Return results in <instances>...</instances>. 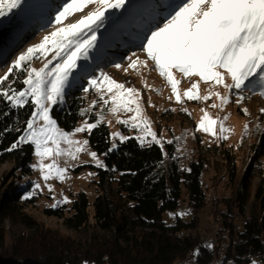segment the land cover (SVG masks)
Segmentation results:
<instances>
[{"label":"trees","instance_id":"16d2710c","mask_svg":"<svg viewBox=\"0 0 264 264\" xmlns=\"http://www.w3.org/2000/svg\"><path fill=\"white\" fill-rule=\"evenodd\" d=\"M5 29L0 26V43ZM102 65V60L91 65L64 105L54 110L63 129L73 130L85 117L96 119L90 114L81 117L79 111L94 93L83 92V87ZM31 111L27 105L10 109L0 98V164H12L11 177L0 180V264H179L191 258L195 264H252L254 258L264 264V178L255 163L243 171L228 198L208 203L200 156L192 157L185 167L176 155V140L164 145L166 153L159 145H141L135 138L110 151L106 122L88 134L90 146L103 155L106 165L97 169L92 181L96 191L92 210L83 192L76 194L70 206L43 209L46 216L62 219L67 228L85 232L88 238L73 240L27 215L26 208L38 207L37 196L25 199L28 189L19 180L32 173L34 149L27 144L11 152L6 149L22 134ZM256 176L260 182L254 189ZM182 204L186 218L178 213ZM207 207L213 224L210 240H205L207 231H199Z\"/></svg>","mask_w":264,"mask_h":264},{"label":"snow or ice","instance_id":"6c2138e0","mask_svg":"<svg viewBox=\"0 0 264 264\" xmlns=\"http://www.w3.org/2000/svg\"><path fill=\"white\" fill-rule=\"evenodd\" d=\"M22 3L23 0H0V17L21 8ZM125 3L126 0H63L54 17V30L44 36L39 44L21 53L0 77V98L8 102L9 108L19 110L27 105L32 109L22 134L6 151L31 145L37 158V163L32 167L38 169L46 182L51 179L62 182L67 178V166H60L58 158L66 156L77 160L78 154L86 150L89 141L75 139L76 135L91 134L103 120V113H100L95 122L85 120L80 126L68 131L59 126L54 118V110L64 105L66 96L75 86L79 78L76 70L80 68L87 74V65L78 62L89 59L95 47L96 32L106 19L105 14L111 13L113 9L124 8ZM89 5L95 6L93 11L75 23H64ZM164 9L151 14L140 25L141 31L136 39L144 58L132 52L127 58V67L116 63V69H122L125 73L131 69L137 74H141V69L145 68L155 70L171 88L172 96L169 99L175 97L177 103H183L185 98L199 102L215 96L219 105L212 104L213 108L223 109L230 102L240 106L247 98L244 95L245 89L256 94L257 88L259 95L264 97V0H167ZM50 53L51 59H47ZM40 58L46 60L43 66L39 69L32 67L31 62ZM176 73L182 74L183 78L199 79L181 93L178 87L181 80L176 78ZM21 76L24 77L22 88L16 86ZM12 77L16 79L12 80ZM201 82L210 85L209 95L198 94ZM144 87L150 88L146 82ZM218 87L226 89V93L216 91ZM90 89L96 92L102 107L110 105L107 111L114 115L121 111L133 113L130 119L118 118L117 122L136 130L138 135L135 139L141 145L148 143L163 149L164 141L152 131L151 122L144 115V100L140 89L117 82L102 70L98 76L92 75L88 79L83 92L87 93ZM97 102L93 101L92 104ZM147 103L151 105V97ZM240 110L245 115L249 114L245 107ZM202 111L204 115L195 130L216 137L219 126L218 138L227 139L225 134L231 131L225 126L228 116L214 119L207 111ZM91 112L92 106H89L81 109L79 115L85 117ZM261 113L264 114V109H261ZM116 138L120 142L129 139L122 133H114L113 139ZM181 139L183 137H178L176 141ZM173 142L167 141L168 144ZM89 155L97 167H106L96 152L92 151ZM46 160L51 162L45 163ZM47 186L52 191V185ZM39 188L40 185L36 183L33 192L24 198H29ZM60 203L70 201L63 197L62 201H57L52 207H58ZM85 264L88 262L85 261Z\"/></svg>","mask_w":264,"mask_h":264},{"label":"rangeland","instance_id":"374dc122","mask_svg":"<svg viewBox=\"0 0 264 264\" xmlns=\"http://www.w3.org/2000/svg\"><path fill=\"white\" fill-rule=\"evenodd\" d=\"M149 1L126 0L124 8L119 10L113 9L111 13H106L104 23L96 32L95 47L91 50L89 59L87 61H79L78 63L80 65H87L88 72L89 68L91 70V65H95L98 61L102 60V71L106 72L117 82L125 83L128 87L140 89L144 100V115L151 122L152 131H155L158 138L164 141V145L169 140L174 141L176 138L182 137L180 133L184 132L185 136L176 143L175 147L176 155L182 159L181 163L186 167L192 157L196 159L197 156H200L203 159L202 181L208 203H212L217 198H228L237 188L239 177L251 163L257 165L258 173L264 178V114L261 113V109L264 106V97L259 95V89L257 88L255 90L256 94L245 89L244 95L247 98L240 106H237L234 102H230L223 109L220 107L213 108L211 107L212 104L219 105V100L215 96H212L209 100L199 102L189 101L185 98L183 103H177L175 97H172L171 100L169 99L172 96L171 88L155 70L145 68L141 69V74H137V72L131 69L127 73L122 69H116L114 67L116 63L127 67V58L132 52H137L141 59L144 58L141 49L137 46L139 41L136 39V35L141 31L140 25H143L154 12L164 11V5L167 3V0ZM62 2L63 0H23L21 8L14 10L7 16L0 17V26H6V36L0 43V77L5 74L7 68L11 66L12 62L21 53L26 52L29 47L39 44L44 36L54 30V17ZM94 8V5H89L83 12L76 13L65 20L64 23H75L88 12L93 11ZM55 27H59V25H55ZM34 30L35 33L32 32ZM51 55L50 53L47 59H51ZM45 62L44 58L34 59L31 62V66L39 69ZM53 64H55V61H53ZM76 71L79 73L77 84L80 78L86 75L80 68ZM175 75L177 79L181 80V84L178 86L181 93L187 90L192 82L199 79L198 77L191 79L183 78L180 73H176ZM23 78V76L19 77L17 84H22ZM15 79L16 77H12V80ZM145 82L150 86L149 89L144 87ZM228 82L231 81L229 80ZM155 89H159L160 91L157 92ZM215 90L221 94H225L227 91L223 87H218ZM209 91V84L203 82L199 84V95H209ZM149 97H151V105L147 103ZM86 98L87 104L84 109L92 106L90 115L96 118L98 114L103 113L102 122H106L110 131L111 150L115 149L120 143L118 138L113 139L114 133H122L129 137V139L135 138L138 135L136 130L129 129L117 122L118 118L121 120L130 119L133 113L121 111L114 115L107 111V107H110V105L102 107L95 91ZM234 99L235 94H233ZM93 101L98 102L93 105ZM241 107L247 108L249 114L245 115L240 110ZM185 109L187 111H184ZM202 109L207 111L214 119L228 116L225 126L231 131L225 134L227 135V139L218 138L219 126H217L216 137L195 130L196 125L204 115ZM85 120L89 122L96 121V119L90 121L89 118L85 117L78 121L76 127L80 126ZM246 124L248 125L247 132H245ZM139 134L143 135V133ZM75 139L88 140V133H78ZM113 144L116 145L115 148H113ZM145 144L149 145L148 143ZM92 151L96 152L88 144L86 150L78 154L77 160H71L66 156L59 157L58 164L62 167L67 166V178L62 182L56 179L46 182L42 179L38 169L32 167L37 163L33 150L30 163L32 173L22 175L19 180L28 189L27 194L33 192L36 183L40 185V188L35 189L34 194L30 196V198L37 196L35 203L38 207L26 208L25 213L47 227L58 231L60 234L81 242L88 238L85 232L80 234L75 233L66 227L62 219L46 216L43 213V209L55 208L52 205L57 203V201H62L63 197H67L70 203H60L59 206H70L76 194L83 192L90 203V210H92V203L96 196L95 186L92 181L96 179L97 169L101 168L96 166L89 155ZM163 151L166 153L164 146ZM97 157L104 163L103 155L97 153ZM50 162V160L45 161V163ZM11 170V163L0 164V180L5 175L11 177ZM260 176H256L253 179L254 189L259 185ZM48 184L52 185V191H49ZM186 209L185 204H182L178 212L179 214L185 213L184 215H180L182 218L187 217ZM5 224L9 230L10 222L6 221ZM212 229L213 224L210 219L209 207H207L204 213H202L199 231L202 234H204V231H207V238L205 240H210L213 234L209 231ZM7 237L8 242H11L12 236L8 234ZM207 242L205 241V243ZM253 261L257 262L256 258ZM179 264H195V262L191 258Z\"/></svg>","mask_w":264,"mask_h":264},{"label":"bare ground","instance_id":"6f19581e","mask_svg":"<svg viewBox=\"0 0 264 264\" xmlns=\"http://www.w3.org/2000/svg\"><path fill=\"white\" fill-rule=\"evenodd\" d=\"M149 1V0H148ZM149 2H151V1H149ZM258 101H262V100H258ZM263 109H264V106H263ZM170 219V218H169Z\"/></svg>","mask_w":264,"mask_h":264}]
</instances>
